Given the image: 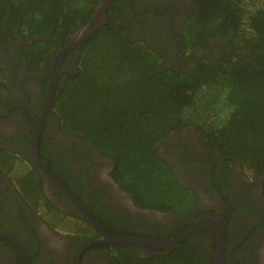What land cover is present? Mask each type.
<instances>
[{"label":"trees","instance_id":"obj_1","mask_svg":"<svg viewBox=\"0 0 264 264\" xmlns=\"http://www.w3.org/2000/svg\"><path fill=\"white\" fill-rule=\"evenodd\" d=\"M98 1L0 0V42L6 44L9 37L24 41L19 42L23 62L39 74L44 88L53 56L66 45L68 35L91 18ZM191 2L193 11L179 30L175 28L186 51L180 60H193L190 69L178 63L165 67L160 51L142 37L131 39V25L140 16L131 13L127 0H115L102 28L64 58L50 110L62 134L110 156L119 184L152 206L181 195L170 163L156 150L172 139L173 130L186 126L201 134L198 149L204 161L216 167L225 163L227 169L238 164L248 176L264 172V0ZM193 52L199 54H187ZM69 57L74 59L66 65ZM177 140L187 149L181 136ZM185 154L178 160L190 156ZM3 158L20 166L5 168L8 177L22 190H33L34 205H44L33 166L6 153H0V164ZM126 255L114 260L199 264L200 253L185 240L168 255L149 260Z\"/></svg>","mask_w":264,"mask_h":264},{"label":"flooded vegetation","instance_id":"obj_2","mask_svg":"<svg viewBox=\"0 0 264 264\" xmlns=\"http://www.w3.org/2000/svg\"><path fill=\"white\" fill-rule=\"evenodd\" d=\"M127 3L131 13L140 16V21L131 25V39L142 37L160 51L167 60L165 67L178 63L190 69L193 60L184 61L185 64L180 60L186 51L175 28L179 30L187 14L193 11L191 0H127ZM176 7L182 10L180 14L176 13ZM117 12L112 13L117 15ZM22 41L9 37L6 44L0 42V153L8 154L9 158H23L24 163L33 166L47 202L34 205L31 197L29 203L28 193L33 195V190H22L5 172V168L7 171L20 168L19 164L3 158L0 234L12 240L0 237V264H121L125 260L117 262L114 257L126 258V254L149 260L148 256L168 255L174 246L154 250L112 244L104 242L105 234L116 238L168 240L189 230L202 217L222 219L225 223L224 264H264V172L248 176L238 164L227 169L225 163L216 167L204 161L198 149L201 134L193 126H186L181 131L173 130L172 139L156 150L170 163L181 195L174 202L171 197L165 204L148 205L114 178L115 161L110 156L58 129V120L50 111L58 87V72L42 132L46 136L38 143V154L59 181L56 183L34 161L31 152L32 122L44 110L49 79L44 89L39 74L29 71L24 64L19 49ZM73 59L69 57L66 65ZM180 136L189 145L187 149L175 142ZM185 150L189 153L185 154ZM184 154L190 156L178 160ZM39 208L56 226L46 222ZM82 210L105 234L90 224ZM188 240L199 250V264H215L216 230H202ZM131 262L137 263L134 259Z\"/></svg>","mask_w":264,"mask_h":264},{"label":"water","instance_id":"obj_3","mask_svg":"<svg viewBox=\"0 0 264 264\" xmlns=\"http://www.w3.org/2000/svg\"><path fill=\"white\" fill-rule=\"evenodd\" d=\"M114 0H99L98 3L94 6L93 13L91 18L83 25L78 27L74 32L68 35L69 39L66 45H64L52 58L50 62V72H49V83L46 91L45 96V104L44 110L42 111L41 115L32 122L33 124V138H32V145H31V152L32 157L36 163H38L50 177L56 182L59 181L48 171L47 163L39 156L38 154V143L39 139L42 135L46 116L49 107L54 98V90L57 86V72L61 64L63 63L64 58L77 49H80L81 46L92 36H94L98 30L102 28V26L106 23L107 17V9L110 4ZM82 213L86 219L95 226L102 234H105L101 229L100 226L98 227L91 217L82 210ZM222 219L212 218V217H202L195 225H193L189 230L176 235L168 240H150V239H142V238H116L111 235H106L105 241H109L112 244H119V245H133V246H143L154 250H167L173 247L176 244L182 243L185 240H188L191 236L196 233H199L205 229H214L217 232L218 237V244H217V251L215 255V264H224L223 258V235L225 232V225ZM0 237L10 239L11 238L0 234ZM16 243V241H13Z\"/></svg>","mask_w":264,"mask_h":264},{"label":"rangeland","instance_id":"obj_4","mask_svg":"<svg viewBox=\"0 0 264 264\" xmlns=\"http://www.w3.org/2000/svg\"><path fill=\"white\" fill-rule=\"evenodd\" d=\"M28 197H34L31 193H28ZM38 212L40 213L41 216H43L44 218H46V222H48L49 224L55 225L56 223L55 221H52L50 217H47V215L45 214L44 210L42 208L38 209ZM56 216V215H55ZM60 220H63L65 218H62L61 216H57ZM68 224V223H65Z\"/></svg>","mask_w":264,"mask_h":264}]
</instances>
